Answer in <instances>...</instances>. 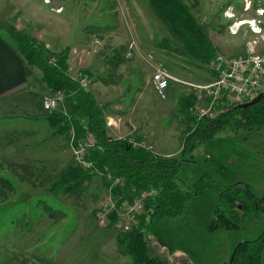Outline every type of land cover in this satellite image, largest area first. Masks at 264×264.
Listing matches in <instances>:
<instances>
[{
	"label": "rangeland",
	"instance_id": "374dc122",
	"mask_svg": "<svg viewBox=\"0 0 264 264\" xmlns=\"http://www.w3.org/2000/svg\"><path fill=\"white\" fill-rule=\"evenodd\" d=\"M44 1L0 0V32L9 38L15 25L21 30L23 19L30 18L39 27L44 23L40 29L44 40L37 41L50 52L48 63L54 64L55 54L68 48V72L77 77L86 71L88 89L104 106L107 134L114 135L110 130L114 118L118 136L138 138L154 153L161 149L169 153L165 156L178 157L183 137L194 127L193 119L203 116L193 115L192 109L216 112L198 99L192 85L212 80L210 60L202 62L187 54L181 40L144 0ZM185 2L216 53L235 56L245 54L247 48L257 52L264 48V0ZM59 5L62 8L56 10ZM131 25L140 33L138 39ZM255 25L262 34L251 30ZM130 44L131 57L126 56ZM153 62H160L175 78L165 100L155 95L151 85ZM100 83L109 84V89H100ZM45 90L39 93L41 100L60 92ZM63 99L58 98L55 111H66L69 104ZM44 111L38 119L0 117V260L13 255L30 264L129 263L131 257L115 237L124 232L117 224L123 222L120 213L131 202L122 204L117 220L109 225L113 198L100 175L72 191H50L60 171L75 159L71 137L44 120ZM191 156V161L182 162L178 180L192 187L200 179L203 193L193 196L182 214L149 225V252L169 264H222L240 240L256 237L264 225L263 215L253 212L246 213L236 228L225 230L214 215L219 192L233 182L250 183L259 196L264 191V124L249 129L226 126ZM38 168H44V176L36 174Z\"/></svg>",
	"mask_w": 264,
	"mask_h": 264
},
{
	"label": "trees",
	"instance_id": "16d2710c",
	"mask_svg": "<svg viewBox=\"0 0 264 264\" xmlns=\"http://www.w3.org/2000/svg\"><path fill=\"white\" fill-rule=\"evenodd\" d=\"M144 1L169 32L181 40L187 54L202 62L214 57L215 47L185 0ZM8 36L26 62L41 71L46 88L60 91L64 100L69 102L65 112L54 110L47 114L48 123L60 134H67L69 138L72 136L73 146H77L80 140L91 142L88 159L92 161V166L82 168L75 164L67 165L51 184L50 191L54 194L72 191L91 177L100 175L113 198L110 225L117 220L119 209L125 201L132 202L142 191L153 189L155 193L144 200L137 224L130 231L117 234L115 240L131 257L127 264H169L164 258L150 254L146 229L162 217L182 214L186 203L193 196L203 193L200 179L192 187L180 183L178 171L182 162L191 161V152L214 138L226 126L249 129L264 124V90L260 99L252 105H231L217 111L214 117L193 119L190 116L194 127L183 137L179 156H163L154 153L151 148L135 144L129 137L113 138L107 134L104 106L68 72V48L55 54L57 60L50 64L47 61L50 52L43 42L17 29L10 31ZM84 72L79 74L83 75ZM184 107L188 110L186 102ZM117 177H121L122 182L114 184ZM237 208L245 213L238 214ZM253 212H264V193L262 197L257 196L246 181H236L226 186L219 192L214 205L216 222L225 230L236 228L246 213ZM263 239L264 235L261 234L255 240H243L222 264H261Z\"/></svg>",
	"mask_w": 264,
	"mask_h": 264
},
{
	"label": "built area",
	"instance_id": "2783aa9c",
	"mask_svg": "<svg viewBox=\"0 0 264 264\" xmlns=\"http://www.w3.org/2000/svg\"><path fill=\"white\" fill-rule=\"evenodd\" d=\"M251 30L255 33L262 34V29L256 25ZM232 33H235V31H232ZM262 38H264V34ZM129 48L126 56L131 57L134 51L132 50L133 47H131V44ZM253 49L254 47L247 48L245 54L235 56H223L220 52H217L208 63L209 69L214 74L212 80L204 84H192L197 88L198 99L206 103L208 110H215L217 112L225 107L244 103L253 99L264 90V48L259 52ZM147 56L149 59L153 58L151 53H148ZM152 67L153 71L150 77L151 85L155 95L159 99L165 100L168 97L170 81L172 79L175 80V78L160 62H153ZM76 78L81 87L84 89L88 88L89 79L87 75L78 74ZM56 93L58 95H46L41 100L42 108L47 112L54 111L58 105V98L60 96L63 97L61 92ZM192 112L196 116L207 115L210 117L216 113H206L203 111V108L199 109L197 113L192 109ZM129 138L135 144L151 148L143 142H135L134 138ZM90 146L91 142L86 140H80L77 146L72 145L75 165L82 168H90L92 166V161L88 159ZM113 182L114 184L121 183L122 178H114ZM154 193L155 191L153 189L142 191L139 197H136L131 203L127 204L123 212H119L122 216L121 219H123V222H118L117 224L120 230L122 229L124 232L131 230L133 223L138 220V215L143 211L145 198Z\"/></svg>",
	"mask_w": 264,
	"mask_h": 264
},
{
	"label": "crops",
	"instance_id": "0c3cea01",
	"mask_svg": "<svg viewBox=\"0 0 264 264\" xmlns=\"http://www.w3.org/2000/svg\"><path fill=\"white\" fill-rule=\"evenodd\" d=\"M60 8H62L61 5L57 6L55 9L58 10ZM125 10H127V7L125 8ZM133 22L135 23V21ZM22 23L23 25L21 27V30L23 32L29 34V36L31 37L36 38L38 41L44 40L42 39L44 35L40 34V29L45 27L44 23H42L43 26L39 27L37 23L33 22L30 18L23 19ZM14 27L17 29L20 28L18 25H15ZM56 29L57 28H55V30ZM129 29H131L132 33H134L138 39L137 35L140 33L137 32L136 27L131 25V28ZM145 38H147V40H150V38H148L147 36H145ZM133 39V41L135 42V38ZM64 47L68 46L66 45ZM100 84L102 87L100 89H109V84ZM45 89L46 86L42 81L41 74H39V69L29 65L24 57L16 49L15 44L6 35L0 32V117H5L3 115H6L8 117L22 116L24 120L38 119L37 115H41V111H44L42 108V101L39 93L40 91H46ZM64 101L65 103L69 104L68 101ZM67 107L69 108V106ZM18 111H22L23 115H18ZM59 111L64 112L62 109H60ZM46 112L43 116L44 120H46V115L48 113ZM111 118L113 117L109 116V120ZM110 124V130L114 133L112 137L121 138V136L117 135V120L113 118L112 123ZM52 132L53 130L50 134H52ZM156 151L159 155H169V153L165 150L159 149ZM43 172L44 168H38L36 170V174H38L39 176H44ZM0 264H30V262L24 258L10 255L7 258L1 259Z\"/></svg>",
	"mask_w": 264,
	"mask_h": 264
},
{
	"label": "flooded vegetation",
	"instance_id": "af4514ba",
	"mask_svg": "<svg viewBox=\"0 0 264 264\" xmlns=\"http://www.w3.org/2000/svg\"><path fill=\"white\" fill-rule=\"evenodd\" d=\"M248 183V182H247ZM249 185H250V183H248ZM253 189V188H252ZM253 191H254V189H253ZM263 193H264V191L261 193V196H259L258 194H257V196H259V197H262V195H263ZM256 215H263V216H261V219H262V217H264V212H260V213H257V214H255L254 216H256ZM261 234H263L264 235V225H263V228H262V230L260 231V233L256 236V237H254V238H250V239H243V240H245V241H252V240H255V239H257ZM243 240H240L237 244H239L240 242H242ZM263 241H264V239H263ZM262 241V242H263ZM236 244V245H237ZM235 245V246H236ZM235 248V247H234ZM234 251V250H233ZM263 257H264V250L262 251V253H261V264H262V262H263Z\"/></svg>",
	"mask_w": 264,
	"mask_h": 264
},
{
	"label": "water",
	"instance_id": "95a60500",
	"mask_svg": "<svg viewBox=\"0 0 264 264\" xmlns=\"http://www.w3.org/2000/svg\"><path fill=\"white\" fill-rule=\"evenodd\" d=\"M261 96H262V93L260 92L253 99L246 101L244 103L237 104V107H246V106L252 105V104L256 103L260 99Z\"/></svg>",
	"mask_w": 264,
	"mask_h": 264
},
{
	"label": "bare ground",
	"instance_id": "6f19581e",
	"mask_svg": "<svg viewBox=\"0 0 264 264\" xmlns=\"http://www.w3.org/2000/svg\"><path fill=\"white\" fill-rule=\"evenodd\" d=\"M250 21H252V20H250ZM253 22H254V20H253ZM242 23H244V22H241V24H242Z\"/></svg>",
	"mask_w": 264,
	"mask_h": 264
}]
</instances>
